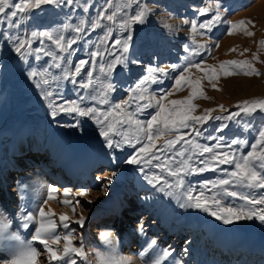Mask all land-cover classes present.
Wrapping results in <instances>:
<instances>
[{"label": "rangeland", "instance_id": "374dc122", "mask_svg": "<svg viewBox=\"0 0 264 264\" xmlns=\"http://www.w3.org/2000/svg\"><path fill=\"white\" fill-rule=\"evenodd\" d=\"M13 2H19V0H13ZM123 2L124 0H113L111 8L108 7L105 0H76L73 5H65L63 2L59 5L46 4L23 13L19 28H9L6 24L0 25V163L3 161L5 146L9 142H12V150L19 154V146L15 143L23 135L26 136L29 148L36 150L39 143L32 142L33 131L39 132L44 138V151L49 150L55 132L63 130L74 136L76 142H80L82 139L85 146L93 152L104 151V154L107 155L110 150L104 146L103 138L99 135V128L93 119L67 113H60L53 118L49 100L60 104L78 100L81 94L87 95L88 92H91V89L87 91L80 89L78 85H73L69 80L63 79V76L65 72L73 73L74 65L79 60L91 61L90 53L96 51L98 46L103 50L104 46L100 45V40L109 28L112 29V38L123 39L129 34L133 37L126 54L127 67L117 66L110 77V81L116 86V90L109 94L111 101L121 102L127 99L128 89L134 87L139 79L147 74L149 66L164 68L167 75L161 77V83L150 85L151 94L159 97L161 93L170 92L171 95L163 101L165 104L171 100L187 98L192 92V88L188 84H183L182 90L175 88V78L183 73L186 79L192 82L200 80V90L207 97L206 99L195 98L193 100L197 109L193 114L199 116L206 109H214L210 113V119L196 125L202 135L187 137L188 139L195 138L200 144L213 146L216 141L208 139L209 136L222 137L223 144H227L233 139L247 140L251 143L257 137L258 130L264 126V113L259 110L252 114L240 112L238 116L231 119L217 120L215 117H227L232 112H239L237 105L242 104L243 101L264 100V49L259 47V42L264 40V0H219L221 22L216 24L210 32L200 29L199 32L203 34L195 36L196 42L204 45L199 50V55H190L189 51H185L186 47L189 49L195 47L192 43L191 22L195 20L199 24L210 18L214 13L202 17L198 15V9L209 3L214 5L216 0H144L151 12L143 25H134L130 32L123 31L119 27V21L127 17L121 12L116 17L117 23L101 20L100 27L92 28L104 9L107 8L111 13L118 5L122 6ZM85 6L87 11L84 10ZM11 10L6 9V12ZM242 20L252 22L245 27L254 34L247 36L244 29L239 28L230 35L231 23H238ZM82 21L84 22V32L77 37V43L70 49V51L74 50L71 56L61 53L46 38L37 37L34 39L32 37L33 32L48 31L54 36L63 35L66 40L71 39L77 36L72 29ZM64 25H69V27L65 29ZM10 36L31 40V49H22L24 53H31L27 55L26 59L15 51L16 41L9 39ZM41 39H43V44H41ZM107 43L110 45L111 40ZM37 47H42L50 55L45 56L44 52H41L39 53L40 58L37 59V54L33 51ZM117 54H119L118 51ZM253 54L258 56V60H253ZM53 55L65 58L58 61L61 64L60 68L52 66L55 63L52 59ZM110 59L111 56L107 55L98 58L94 70L86 65L81 76L76 79L78 81L86 80L84 72L92 70L93 79L96 81L93 87L98 89L100 81L107 82L105 74L99 72V63ZM242 60L251 61L253 67L261 75L237 74L225 77L220 74L219 65L221 63ZM133 61H138V63H133ZM194 64H200V70L191 67ZM186 67H190L189 72H183ZM211 68H215L219 74V79L212 81L216 85L215 89L205 76V72L210 71ZM31 71L51 73L52 75L43 77L38 75L31 78L29 76ZM52 76L57 79L53 80ZM42 79H48L49 83L43 84ZM45 91H52L54 95L46 98ZM81 106L97 107L101 111H106L110 107L109 105L96 104L90 100H86ZM220 106H223L225 111H221ZM155 110V107L146 109L144 113L138 114L137 118L144 120L148 118V113H154ZM116 118L119 119V117ZM110 119L112 118L110 117ZM77 122L80 126L72 127ZM224 125L227 126L223 127L222 131L219 130ZM117 128L121 132H128L130 137L136 135L134 125L118 124ZM182 131L190 130L183 129ZM171 138L173 137L168 136L157 141V147L164 143V139ZM114 139L119 140L121 137L115 136ZM182 145L183 141L178 143L173 151L181 148ZM140 146L137 144L136 149ZM184 147L188 146L184 145ZM136 149L124 145L122 149L116 150L115 154L122 159L129 154H134ZM241 150L246 153L249 149ZM207 155L205 154V156ZM108 156V160L98 164L91 171L92 178L84 183L87 195L80 196L74 193L68 197L71 204H75L77 200L80 202V206L76 207L74 217L70 215L73 213L72 206L63 207L56 194V200H47V197L38 198L39 196L34 198L26 193V189L19 187L17 177L11 178L6 191L0 188V196L8 195L5 203L0 202V209L13 219V229L21 232L24 237L29 229L17 228L16 224L23 213L31 211L35 214L39 207H44L45 212L51 211L55 214L56 231L63 235L68 229H64L60 225L59 217L64 209L69 210L70 214L65 211L63 215L69 217V227L75 230L73 244L77 247L83 246L88 257L87 261L76 257L77 264H97L95 253L108 250L109 246L104 242L101 243L98 233L99 228L104 226H107V231L109 229L116 238L125 233L143 235L144 240L141 244L134 238L127 245L117 248L114 244L112 245L115 254L131 261V264H151V260L163 251L172 252V255L167 257L163 264H178V262H182V264L239 263V260L231 261L228 256L218 254L216 243L222 232L226 233L227 238H232V244H237L232 248L243 250L250 255L257 253L258 257L263 256L264 224L255 220H243L232 225H224L203 211L181 208L175 196L166 194V191H160V185L154 188L147 183L144 173L140 171V166L118 163L113 160L112 156ZM38 157L39 160L42 159L41 163H44V157ZM85 159L86 156L81 160L82 164L85 163ZM196 159L193 157L194 166L203 167L204 165L195 162ZM199 159L202 160L204 157H199ZM156 163L159 162L153 161V164ZM231 167V165H221L215 171L209 170L189 176L187 181H190L193 187L199 190L200 185L205 181L227 178L220 169H231ZM7 168L9 174L16 173L14 167ZM145 172L149 175L152 173L166 175L159 169L150 166L145 168ZM168 179L171 182L172 178L168 177ZM109 180L112 181L111 184L108 183ZM224 187L229 191L250 192L252 196L264 193V189L248 190L233 189L231 186ZM218 193L222 196L223 206H239L244 203L239 198L227 196L219 188H212L211 185H209V189L205 190L207 196ZM45 200H47L46 204L43 203ZM257 207H264V205ZM118 209L121 212L120 216L117 215ZM104 212L109 213L103 214ZM81 214L86 218L83 228L75 223ZM117 220L119 223L114 228ZM33 225L30 227L31 230ZM141 225H143L142 229ZM153 239L157 243L149 248L148 245ZM35 246L42 252L40 261L47 264V256L43 253L42 246L38 244ZM53 247L62 249L63 241ZM142 252L144 253L143 257L140 255ZM250 262L248 264H264V256L261 260L253 258ZM52 264H64V262L53 261Z\"/></svg>", "mask_w": 264, "mask_h": 264}, {"label": "snow or ice", "instance_id": "6c2138e0", "mask_svg": "<svg viewBox=\"0 0 264 264\" xmlns=\"http://www.w3.org/2000/svg\"><path fill=\"white\" fill-rule=\"evenodd\" d=\"M63 2L65 5H73L76 0H19L14 3L13 0H0V25L6 24L9 28H19L20 21L23 19V13L29 9L40 8L41 5L57 4ZM109 8L113 5V0H105ZM6 9H12L6 12ZM87 11V7H84ZM123 12L127 17L119 21V27L125 32H130L134 25H143L146 23L147 18L151 12L149 6L144 3V0H124L122 6L118 5L111 13L108 9H104L99 15V18L92 25V28L100 27L101 20H107L113 24L117 23L116 17L119 13ZM209 13H214L210 18L205 19L203 22L197 24L195 20L191 22V33L193 35L192 49L185 48L189 51L190 55H199V50L204 45L199 44L195 40V36L200 33L199 30L203 29L210 32L213 27L221 22L220 4L219 0L216 3L207 4V6L198 9L199 16H207ZM188 23V21H185ZM252 24L251 21H239L238 23H231L229 34H233L236 29L243 28L247 36H252L254 33L248 31L245 25ZM69 25H64L67 29ZM72 31L77 36L71 39H65L63 35L54 36L51 32H33L32 37L35 39L46 38L50 40L61 53H67L68 56L73 55L72 46L77 43V37L84 32V22L76 25ZM112 29L109 28L105 35L100 40V45H103V50L97 47L96 51L90 53L91 61L81 59L74 65L73 73H64L63 79L69 80L73 85H78L82 90H89L87 95L81 94L78 100H72L65 103L57 104L54 100H49V107L52 109L51 115L55 118L60 113L75 114L78 117H88L93 119L99 128V135L103 138L104 146L110 151L107 155L113 157L118 163L127 165H138L140 171L144 173V179L148 184L154 188L160 185V191H166V194L175 196L180 203L181 208H193L203 211L208 215L214 217L216 220L222 222L224 225H232L235 222L243 220H255L264 224V207H257L264 205V193L258 196H252L250 192L231 190L229 191L224 186H231L233 189H264V126H261L257 132V137L249 143L247 140L233 139L227 144H223L222 137L209 136L208 139H214L216 143L213 146L200 144L195 138L188 139L187 137H200L201 131L196 125L202 124L210 119V113L214 109H206L202 115H194L196 107L193 104L195 98H207L203 91H201V81L196 80L192 82L183 75V73L175 78L176 90H182L183 84H188L192 88L190 95L183 100H171L167 104L163 101L171 95L170 92L161 93L159 97L153 95L149 91L152 84H159L162 82L161 77L167 75L164 68L152 67L147 68V74L142 76L139 81L128 89L129 96L121 102H113L109 98V94L116 90V86L110 81V77L117 69V66L123 65L125 68L128 65V58L126 54L129 51L130 42L133 37L131 34L123 39L112 38ZM15 39V51L21 54V57L26 59L27 55L31 53H24L22 49H31V40L21 39L17 37H9ZM111 40L109 45L107 42ZM43 44V39H41ZM260 49H264V40L259 42ZM39 59V53L44 52V55H50L45 52L42 47H37L33 50ZM117 51L119 54H117ZM235 51V49H233ZM247 51V50H245ZM243 54V53H241ZM105 55L111 56L110 60L99 63V72L105 74L107 82L100 81L98 89L93 87L96 83L93 79V71L89 70L84 72L86 80L78 81L76 77L81 76L85 66L95 69L98 63V58H103ZM55 62L52 66L60 68L61 64L58 62L64 60L63 56H52ZM253 60H258V56L253 54ZM138 63V61H133ZM200 70V64L191 65ZM220 74L223 76H232L242 74L245 76H259L261 73L252 65L251 61H225L219 65ZM190 67L184 68L183 72H189ZM38 75L41 77L51 73H37L36 71L29 72L31 78ZM209 83L219 79L215 68L205 72ZM55 80L57 77L52 76ZM42 83L47 85L48 79H42ZM215 89L216 85L212 83ZM45 97H52V91H45ZM90 100L99 105H109V109L101 111L97 107H82L81 105ZM154 102V104H153ZM155 107L154 113H148V118L141 120L137 118L138 114L144 113L146 109ZM239 112H232L227 117H215V119H231L238 116L240 112L246 114L256 113L259 110L264 113V100L243 101L242 104L237 105ZM221 111H225L223 106H220ZM110 117L112 119H110ZM116 117H119L117 119ZM135 126L136 135L129 136L128 132H121L117 125ZM79 123L73 124L72 127H79ZM222 126L219 130H223ZM183 129L190 131L184 132ZM115 136H120L121 139H114ZM172 136L171 139H164V143L157 147V141L164 137ZM183 141L181 148L175 149L178 143ZM141 146L136 149V145ZM124 145H128L136 149L134 154H129L124 158L118 157L115 153L116 150L122 149ZM187 145L188 147H184ZM238 146V147H234ZM248 148L245 153L241 149ZM226 149V150H221ZM155 150V151H154ZM160 153V154H157ZM171 153V155H168ZM186 153H188L186 155ZM205 154H208L205 156ZM193 157H196V163L204 165L203 167H195ZM204 157V159H199ZM153 161L159 163L153 164ZM221 165H231V169H220L227 178L217 179L215 181H205L200 185L199 190L193 187L187 177L194 176L205 171H215ZM157 168L161 173L166 175H158L156 173L148 174L145 172L147 167ZM115 175V173H114ZM168 177H171V182ZM111 180L108 181L111 184ZM212 188H219L221 192L227 196L239 198L244 203L239 206H223L221 203L222 196L215 194L212 196L205 195V190ZM58 189L54 186H49L47 189V200L55 199L53 193ZM71 190L65 189L63 195L65 199L62 201L64 205H71L73 213L75 214L76 207L80 206L79 200L75 204H71L68 199ZM107 194V193H105ZM80 196H86V192H80ZM47 200L43 201L44 204ZM90 202V201H89ZM85 216L81 214L75 223L81 228L85 225ZM69 217L61 215L59 217L60 225L64 229H68L63 235L56 231L57 224L55 222V214L51 211L45 212L44 207H39L37 213L27 211L22 214L21 218L16 221L17 228L28 230L33 224L36 226L33 229L31 238L28 239L22 235L21 232L13 229V219L6 215L0 209V264H43L40 261L42 255L35 245L42 246L43 253L47 256V264H52L53 261H62L64 264H77L76 257L87 261V254L84 252L83 246L77 247L73 244L75 239V230L70 229L68 223ZM143 225H141V229ZM100 239L108 245V250L105 252L97 251L95 258L97 264H131V261L118 257L115 254L113 239L110 230L104 231L100 235ZM63 241V248H54L53 245H59ZM156 240H151L148 247L152 248L156 245ZM141 257L144 253L142 252ZM171 251H163L160 255L155 256L151 260V264H163L164 260L171 256ZM182 264V262H178Z\"/></svg>", "mask_w": 264, "mask_h": 264}, {"label": "bare ground", "instance_id": "6f19581e", "mask_svg": "<svg viewBox=\"0 0 264 264\" xmlns=\"http://www.w3.org/2000/svg\"><path fill=\"white\" fill-rule=\"evenodd\" d=\"M31 138L32 142L39 143L36 150L29 148L25 135L20 137L17 143H15L19 146V154L12 150V142L7 143L5 146V153L2 156L3 161L0 163V188L5 189V191L12 177H17L19 187L26 189V193L34 198L38 196V198L47 197L48 187L54 186L58 191L53 193V195H57V199L60 200L61 205L66 207V205L62 203L65 199L63 191L65 189H70L72 194L70 193L69 197L74 193L79 194L80 192H87L84 183L92 178L90 175L91 171L98 164L105 162L109 158L108 155L104 154V151L93 152L90 148H87L82 139L80 142H76L74 136L63 130H57L55 132L48 151H44V138L39 132L33 131ZM38 156L44 157V163H41L42 159L39 160ZM85 156V163L82 164L81 160ZM11 166L16 170L15 176L7 172V167ZM7 196L6 194L0 196V202L5 203L7 201ZM64 212L70 214L69 210L64 209L61 215H63ZM107 213L104 212L103 214ZM120 214L121 212L118 209L117 215L120 216ZM70 215L74 217V213ZM118 223L119 221L117 220L114 228L117 227ZM34 227L35 225H33L32 230L29 228L25 234L26 238H31ZM104 231H107V226L99 228L98 233L101 235ZM110 234L116 248L129 244L134 238L139 244L144 240L142 234L137 236L136 233H125L120 235L119 238H116L112 232H110ZM231 239L232 238H227L226 233H221L216 243L218 254L228 256L231 261L239 260L240 262L237 264H248L251 263L250 261H252L253 258H258L260 260L263 258L264 253L263 256L258 257L259 255H257V253H251L250 255L243 250L239 251L238 249L232 248L237 244H232L233 240ZM102 242L101 240V243Z\"/></svg>", "mask_w": 264, "mask_h": 264}]
</instances>
